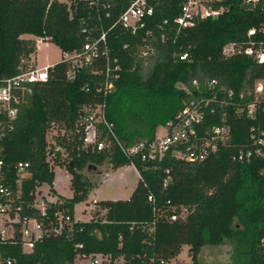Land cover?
<instances>
[{
	"label": "trees",
	"instance_id": "obj_1",
	"mask_svg": "<svg viewBox=\"0 0 264 264\" xmlns=\"http://www.w3.org/2000/svg\"><path fill=\"white\" fill-rule=\"evenodd\" d=\"M106 1L0 0V80L32 66L35 38L70 51L97 36L100 27L107 31L110 55L121 65L115 88L106 96L96 90L104 79L100 69L81 68L69 80L63 62L50 69L46 81L32 87L14 129L0 140V182L12 193L9 215L14 219V236L0 240V258L10 257L14 264H74L79 257L100 256V264H166L187 246L192 264H200L205 245L230 241L234 264H264V159H232L248 143L251 124L259 122L264 128V113L255 119L237 113L238 105L252 98L255 81L264 79V64L243 54L222 53L225 44L246 39L248 28L264 23V10L250 9L241 0H215L210 2L213 7H223L216 17L177 30L184 0H156L146 19L150 35L144 30L132 35L119 25L109 30L129 0H112L109 6ZM146 44L153 52L143 56ZM212 79L217 81L216 99L229 104L212 103L214 112L207 113L199 130L226 124L230 135L225 146L203 161L176 159L170 151L144 161L127 157L114 145L99 151L84 145L82 105L105 99L108 120L121 142L129 145L154 138L157 128L190 100L210 97L206 85ZM55 145L60 150L49 159ZM25 162L29 166L18 182V164ZM106 162L111 169L133 162L138 173L135 188L126 199L97 200L90 219L75 221V205L87 200L94 185L93 170L87 167ZM54 166L71 174L72 195L58 194L42 214L31 204L42 184L56 194ZM56 211L68 215L69 222L25 252L22 218H36L44 228L58 227Z\"/></svg>",
	"mask_w": 264,
	"mask_h": 264
},
{
	"label": "built area",
	"instance_id": "obj_2",
	"mask_svg": "<svg viewBox=\"0 0 264 264\" xmlns=\"http://www.w3.org/2000/svg\"><path fill=\"white\" fill-rule=\"evenodd\" d=\"M90 2H99L102 0H89ZM108 0V6L110 5ZM156 0H129L128 5L121 11L109 26V30L117 25L132 35H137L142 30L146 35L150 31L146 30V19L153 14ZM215 0H184L181 6L180 14L176 18L177 30L192 27L196 20L206 17H216L223 11V7L215 8L210 2ZM218 1V0H216ZM241 3L250 9L262 8L264 10V0H241ZM166 22V21H165ZM153 52V48L146 44L141 51L143 56ZM222 53L225 56L243 54L259 64H264V23L258 26H252L247 29L246 39L241 41H232L223 46ZM187 54H182L181 59H185ZM67 65L66 78L74 79L76 71L81 68L100 69L103 72V80L97 82L96 90L102 92L104 96L108 95L115 88V82L120 76L121 65L116 57L109 53V44L107 40V31L100 27V33L87 39L79 48L70 51L62 50V59ZM56 64V63H55ZM55 64H48L41 67L32 65L28 69L20 70L19 73L0 80V140L7 130L14 129V122L18 111L23 104L27 103L26 97L32 93V87L35 83L44 82L49 78L50 69ZM193 85L201 92L196 81ZM184 90L189 91L185 86ZM206 90L210 92V97L192 99L185 103L169 120L162 125V133H157L151 140H142L129 145L121 142L114 131V125L108 120L106 115V100L101 103H88L82 105L83 114L80 117V125L83 127L85 146H91L94 150H103L111 145L116 146L127 157H138L141 160L154 161L161 158L167 151H170L174 158L186 162H200L209 155L215 153L220 147L227 144L230 129L226 124L214 125L210 129L200 132L199 126L204 123L207 113H213L212 103L229 104V101L216 99L217 81L209 80ZM223 89L221 85L219 87ZM88 89V88H87ZM252 98L240 103L237 107L239 115H245L247 118L255 119L257 115L264 113V79H258L254 83ZM230 98L232 91L227 92ZM242 97V94H241ZM105 133V134H103ZM60 146L55 145V150L48 152V158L51 159L59 151ZM1 152V146H0ZM1 155V154H0ZM254 158L264 159V128L259 122L253 123L248 128V143L241 145L237 152L232 155V159L238 162L249 161ZM131 165L135 168L133 162ZM28 163H19L17 171L19 174L18 182L25 176ZM2 176V160L0 159V177ZM166 183V181H165ZM0 240L12 238L14 230L9 211L12 209V193L0 182ZM55 202V201H54ZM48 202H41L37 205L36 200L32 207H36L42 214H45V205ZM97 200H92V204ZM19 210L20 206L13 207ZM59 226L53 228H44L43 224L36 218H22L24 224L21 229V239L23 250L31 252L36 240H40L47 233H59L65 222H69L70 217L55 212ZM176 215H171L170 219L175 220ZM74 220H78L74 217ZM87 264H100V256H90L87 258ZM14 259L10 257L0 258V264H14ZM162 263V261H161Z\"/></svg>",
	"mask_w": 264,
	"mask_h": 264
},
{
	"label": "rangeland",
	"instance_id": "obj_3",
	"mask_svg": "<svg viewBox=\"0 0 264 264\" xmlns=\"http://www.w3.org/2000/svg\"><path fill=\"white\" fill-rule=\"evenodd\" d=\"M23 37L34 38L29 34H24ZM35 42L36 49L30 56V65L41 67L61 61L62 50L56 44L40 38H35ZM162 132V126L158 127L157 133ZM108 164L106 162L92 172L91 180L94 185L89 191L87 200L75 205V217L77 219L88 220L91 218L92 211L95 209L92 200L126 199L135 188L138 173L131 164L116 169L108 168ZM97 171L101 172L96 173ZM54 172L55 177L52 187L56 194L50 190L48 184H42L36 192L38 206H41V202L56 201L58 194L64 197H71L72 195L70 188L71 174L64 167L59 166H54ZM103 212L104 210H101V213ZM187 250L188 247L183 246L181 252L166 264H192ZM198 260L200 264H234V246L230 241H225V243L218 246L205 245L200 251ZM87 262V258L79 257L74 264H87Z\"/></svg>",
	"mask_w": 264,
	"mask_h": 264
},
{
	"label": "water",
	"instance_id": "obj_4",
	"mask_svg": "<svg viewBox=\"0 0 264 264\" xmlns=\"http://www.w3.org/2000/svg\"><path fill=\"white\" fill-rule=\"evenodd\" d=\"M87 169L88 170H93V171H96V169H97V167L95 166V165H89L88 167H87Z\"/></svg>",
	"mask_w": 264,
	"mask_h": 264
}]
</instances>
